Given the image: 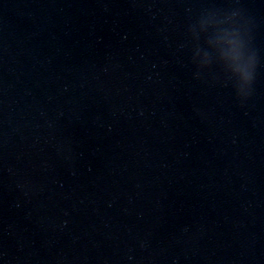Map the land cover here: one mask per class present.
<instances>
[{
    "label": "water",
    "instance_id": "water-1",
    "mask_svg": "<svg viewBox=\"0 0 264 264\" xmlns=\"http://www.w3.org/2000/svg\"><path fill=\"white\" fill-rule=\"evenodd\" d=\"M239 7L241 107L188 25ZM0 264H264V0H0Z\"/></svg>",
    "mask_w": 264,
    "mask_h": 264
},
{
    "label": "clouds",
    "instance_id": "clouds-1",
    "mask_svg": "<svg viewBox=\"0 0 264 264\" xmlns=\"http://www.w3.org/2000/svg\"><path fill=\"white\" fill-rule=\"evenodd\" d=\"M187 36L191 62L197 69L195 78L203 79L216 66L220 74L213 75V82L231 85L243 107L254 93L261 64L259 50L253 44L252 22L244 10L206 9L188 25Z\"/></svg>",
    "mask_w": 264,
    "mask_h": 264
}]
</instances>
